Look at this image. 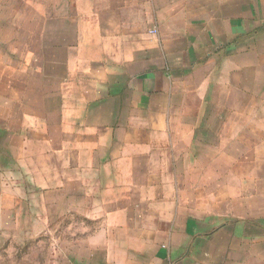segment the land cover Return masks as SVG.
<instances>
[{
  "label": "crops",
  "instance_id": "0c3cea01",
  "mask_svg": "<svg viewBox=\"0 0 264 264\" xmlns=\"http://www.w3.org/2000/svg\"><path fill=\"white\" fill-rule=\"evenodd\" d=\"M19 1L0 79L42 112L0 158L59 169L43 264H264V0Z\"/></svg>",
  "mask_w": 264,
  "mask_h": 264
},
{
  "label": "rangeland",
  "instance_id": "374dc122",
  "mask_svg": "<svg viewBox=\"0 0 264 264\" xmlns=\"http://www.w3.org/2000/svg\"><path fill=\"white\" fill-rule=\"evenodd\" d=\"M36 1L38 6L35 9H42V0ZM34 14L33 8L19 0H0V42L3 40L4 45L7 44L5 52H10L4 56L0 50V76L4 75L6 70H12L11 52L22 54L23 49L26 50V33L36 27L31 22V16ZM36 25L38 26V23ZM9 84L6 79H0V123L24 125L25 129L27 122H30L35 127L42 111L37 104H24L22 122V111L15 105L19 99L16 93L11 95ZM27 112L31 113V118H27ZM35 136H29L25 131L15 135L13 140L12 135L8 138L5 136V140L9 141L11 158L13 152L10 141L15 142L13 151L17 157L7 160L0 158V264H43L42 261L50 248L49 243L54 239V226L57 227L60 223V218L47 211L59 205L57 195H44L34 191L36 185L52 190L54 184H50L49 180L59 171L53 167L50 175L49 168L38 166L40 161L34 157L36 152L28 151V140L24 139ZM17 179L26 181L18 183ZM28 239L35 242L28 245Z\"/></svg>",
  "mask_w": 264,
  "mask_h": 264
}]
</instances>
